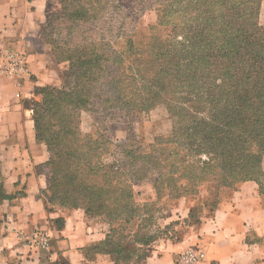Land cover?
I'll return each instance as SVG.
<instances>
[{
  "label": "trees",
  "instance_id": "16d2710c",
  "mask_svg": "<svg viewBox=\"0 0 264 264\" xmlns=\"http://www.w3.org/2000/svg\"><path fill=\"white\" fill-rule=\"evenodd\" d=\"M261 6L262 0H168L160 24L171 32L167 38L153 32L146 47L136 44L134 22L120 0H61L60 10L48 15L44 37L56 58L68 63L73 86L36 88L42 95L33 103L37 137L50 151L47 199L66 207L87 201L89 213L104 215L110 224L105 248L117 262L129 261L137 251L144 260L156 240L143 228L130 240L119 232L142 217L134 182L148 177L156 188L170 185L175 177L166 174L180 169L186 175L193 155L221 160L232 173L225 179L227 191L264 178ZM160 103L178 117L172 136L157 139L162 148L171 144L164 158L181 153L185 159L181 168L174 160L165 164L167 172L157 176L147 173L161 166L163 152L157 155L156 146L145 154L125 148L112 154L128 157L126 163L118 158L108 163L100 144L112 141L93 139L73 123L90 105L108 113L128 107L146 111ZM47 117L57 119L56 132L49 131ZM219 193L212 194L210 204Z\"/></svg>",
  "mask_w": 264,
  "mask_h": 264
},
{
  "label": "crops",
  "instance_id": "0c3cea01",
  "mask_svg": "<svg viewBox=\"0 0 264 264\" xmlns=\"http://www.w3.org/2000/svg\"><path fill=\"white\" fill-rule=\"evenodd\" d=\"M60 8L61 0H0V53L23 54L27 67L17 79L0 71V264H120L105 248L104 218L84 203L47 199L50 151L37 137L33 103L37 87L59 86L67 77L68 63L44 37L48 15ZM191 209L142 264H183L181 255L197 248L205 253L201 264H264V178L238 183L214 204L205 196L197 219ZM36 230L50 236L49 244L32 250L26 240Z\"/></svg>",
  "mask_w": 264,
  "mask_h": 264
},
{
  "label": "rangeland",
  "instance_id": "374dc122",
  "mask_svg": "<svg viewBox=\"0 0 264 264\" xmlns=\"http://www.w3.org/2000/svg\"><path fill=\"white\" fill-rule=\"evenodd\" d=\"M120 1L126 7L124 12L134 22L132 29L137 33L136 44L138 46L146 47L153 32L163 38H167V35L170 34L171 27L166 23L160 24L162 11L168 0ZM260 23L264 25V16L260 18ZM153 27L154 29H152ZM68 69H66L67 72ZM72 86L73 80L71 76H67L63 83L57 87L71 88ZM37 96L38 99L36 101L40 102L42 95L37 94ZM99 108V105H90L89 109L82 110L75 116L73 123H76L84 134L90 135L93 139H100L106 136L112 141L111 144H100V149L106 150V154L103 156L105 162L112 163L118 158L121 160L120 164L123 165L129 158L120 154L113 155L112 153H121L123 149L130 148L138 153L145 154L152 152L155 149L154 146H156L155 153L157 155L163 152L161 166H158L154 171L147 170L148 174L157 176L160 172H167L168 167L164 165L172 160L176 161L175 163L178 166L180 165L181 168V162L185 159L182 154L179 153L177 156L165 159V155L171 150V144H166V142L165 147L162 148L157 140L171 137L178 126V117L170 112L164 103H160L146 111L128 107L110 109L108 113H101L98 111ZM55 121H57L55 118L49 119L47 117L45 119V122L49 124L50 132L58 130V123ZM188 157V162L193 168L189 169L186 175H180V169L177 173L166 174L167 177H175V180L170 185L164 182L156 188L153 179L148 177L134 182V199L141 206L139 212L142 217L137 215L132 223L126 225L125 230H119L123 235H126L127 240L134 239L135 236L133 234L139 231L138 229L140 228H143V230L147 229V231L155 235L156 240L153 243L158 239L171 235L178 222H181L182 216L186 213L189 206L194 209L193 219H197L198 205L204 201L205 196H209L211 199L213 193L219 191V194H221L228 190L225 189L227 188L225 179H230L232 173L224 169L219 158L209 161L205 155ZM139 169L140 171L144 170L142 168ZM184 200H187L185 205ZM83 203L88 206L87 201ZM90 214L104 218V215L93 214L92 212ZM144 217L147 220H143ZM139 232V235H141V232L144 231L140 230ZM116 235L120 234L116 233ZM143 248L147 250L148 247ZM140 253L142 252L133 253V257L129 261L120 259L118 262L120 264H142L143 260L138 257Z\"/></svg>",
  "mask_w": 264,
  "mask_h": 264
},
{
  "label": "built area",
  "instance_id": "2783aa9c",
  "mask_svg": "<svg viewBox=\"0 0 264 264\" xmlns=\"http://www.w3.org/2000/svg\"><path fill=\"white\" fill-rule=\"evenodd\" d=\"M26 61L23 54L6 50L0 53V71L10 78L17 79L26 72ZM50 236L41 230H36L29 238L27 244L32 250L47 247ZM205 253L200 249H188L181 255L183 264H201Z\"/></svg>",
  "mask_w": 264,
  "mask_h": 264
}]
</instances>
